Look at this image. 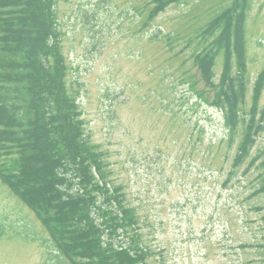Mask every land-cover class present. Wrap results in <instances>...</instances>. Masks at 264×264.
Returning a JSON list of instances; mask_svg holds the SVG:
<instances>
[{
	"label": "rangeland",
	"instance_id": "374dc122",
	"mask_svg": "<svg viewBox=\"0 0 264 264\" xmlns=\"http://www.w3.org/2000/svg\"><path fill=\"white\" fill-rule=\"evenodd\" d=\"M149 2L56 0L67 87L86 132L137 212V232L151 252L147 264H264V194L252 195L258 171L246 169L264 147V131L248 161L233 169L223 114L194 105L185 84L177 85V78L190 77L212 97L189 57L194 30L232 0H185L143 26ZM245 38L251 89L264 66V0H251ZM216 65L218 79L222 60ZM2 220L24 221L29 233L46 235L0 180ZM40 260L36 242L0 237V264Z\"/></svg>",
	"mask_w": 264,
	"mask_h": 264
},
{
	"label": "trees",
	"instance_id": "16d2710c",
	"mask_svg": "<svg viewBox=\"0 0 264 264\" xmlns=\"http://www.w3.org/2000/svg\"><path fill=\"white\" fill-rule=\"evenodd\" d=\"M149 1L143 26L170 5L185 3ZM250 9L251 0H232L194 30L189 57L211 99L190 77V83L177 78L195 97L194 105L205 103L223 114L222 139L235 148L233 169L248 161L264 131V67L251 89L247 72ZM62 37L56 0H0V180L46 233L36 237L24 221L2 220L0 237L36 242L39 264H147L151 252L137 232V212L123 185L113 182L105 154L86 132L77 96L67 87ZM252 166L258 171L252 195L264 194V147L246 169Z\"/></svg>",
	"mask_w": 264,
	"mask_h": 264
}]
</instances>
